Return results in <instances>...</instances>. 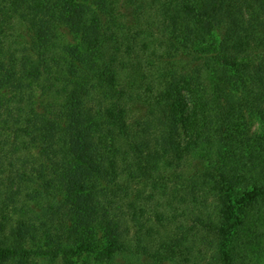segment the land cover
Returning a JSON list of instances; mask_svg holds the SVG:
<instances>
[{"label":"trees","instance_id":"16d2710c","mask_svg":"<svg viewBox=\"0 0 264 264\" xmlns=\"http://www.w3.org/2000/svg\"><path fill=\"white\" fill-rule=\"evenodd\" d=\"M123 256L264 264V0H0V264Z\"/></svg>","mask_w":264,"mask_h":264},{"label":"rangeland","instance_id":"374dc122","mask_svg":"<svg viewBox=\"0 0 264 264\" xmlns=\"http://www.w3.org/2000/svg\"><path fill=\"white\" fill-rule=\"evenodd\" d=\"M249 124L251 126L252 131H258L260 129V122L254 117L249 118ZM116 262L117 264H127V263L137 264L138 263L136 258L127 257V256L118 258Z\"/></svg>","mask_w":264,"mask_h":264}]
</instances>
